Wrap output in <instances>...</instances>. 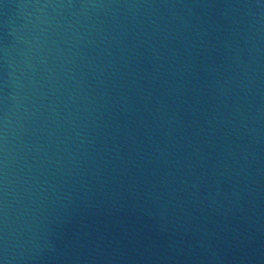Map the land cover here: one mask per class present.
Returning <instances> with one entry per match:
<instances>
[{
  "label": "water",
  "instance_id": "95a60500",
  "mask_svg": "<svg viewBox=\"0 0 264 264\" xmlns=\"http://www.w3.org/2000/svg\"><path fill=\"white\" fill-rule=\"evenodd\" d=\"M0 264H264V0H0Z\"/></svg>",
  "mask_w": 264,
  "mask_h": 264
}]
</instances>
